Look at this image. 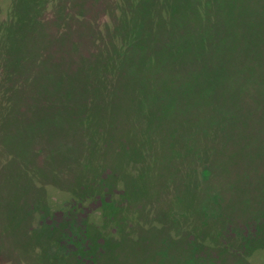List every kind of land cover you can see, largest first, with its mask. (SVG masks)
I'll list each match as a JSON object with an SVG mask.
<instances>
[{
    "label": "rangeland",
    "instance_id": "374dc122",
    "mask_svg": "<svg viewBox=\"0 0 264 264\" xmlns=\"http://www.w3.org/2000/svg\"><path fill=\"white\" fill-rule=\"evenodd\" d=\"M187 2L0 0V264H264V0Z\"/></svg>",
    "mask_w": 264,
    "mask_h": 264
},
{
    "label": "trees",
    "instance_id": "16d2710c",
    "mask_svg": "<svg viewBox=\"0 0 264 264\" xmlns=\"http://www.w3.org/2000/svg\"><path fill=\"white\" fill-rule=\"evenodd\" d=\"M204 1V7H202V8H200V11L198 10V8L196 7V6H194V5H196L197 4V0L195 1V4H194V2H193V0H188V2H187V4L189 3V8H186L188 11L186 12L187 14H186V17L187 18H190V16H191V14L192 15H197V14H200V18L197 20V22L198 23H201L199 20H203V21H206V20H208L209 18H210V16H212L213 15V9H214V6L216 5V7L215 8H217L218 6L220 7L221 5L224 7V5L225 4H227V0H203ZM217 1V3L216 4H214V2H216ZM199 2V1H198ZM238 2H239V6H240V8H241V6H242V8H244V6H245V3H244V0L243 1H241V0H238ZM175 3V2H174ZM137 4H145V8L149 11V12H151L152 13V15H154V14H156L157 15V13H156V11H155V8H152L154 5H155V0H136V5ZM219 4V5H218ZM234 4V6H236V4H235V2L233 3ZM138 6V5H137ZM175 7H179V8H174V12L173 13H175L177 16L180 14V12H181V5L179 4V2H176V4H175ZM138 8V7H137ZM153 9V10H150V9ZM263 13H264V11H262ZM176 15H174V17L176 16ZM176 16V17H177ZM198 16V15H197ZM260 16H262V14L260 15ZM223 18H224V16H223ZM226 18H227V20H225V24L228 22L229 23V26L230 25H233V22H237L236 21V15H235V13H234V11L232 12V13H228V12H226ZM225 19V18H224ZM210 24L212 25V27L213 26H216V20H213L212 18H211V22H210ZM195 26L194 25H189V24H187V25H185L184 27H183V29H182V31H185L186 33L189 31V32H191V31H193V29L192 28H194ZM230 30V29H229ZM194 33L192 34V36L193 37H199L200 35H203V34H200V31H198V30H196V31H193ZM182 34H183V32H182ZM137 35V34H136ZM135 37V36H134ZM133 37V38H134ZM203 40H205V41H203ZM203 40H202V37L200 38V40L198 41V43L199 44H197V47H196V49H195V51H198V54H197V56L195 57V58H193V59H188V61H190V60H192L191 62H189V63H192V64H197V65H200V66H204V68H206V69H209L210 68V66L212 65H214V63H213V61H214V59H212L213 58V56L211 57V58H208L207 60H206V58H204V57H202L203 56V53H205L204 51L205 50H207V49H209L210 47H211V43L207 40V38L206 37H203ZM135 41V40H134ZM140 41V45H142L143 44V40H139ZM203 41V42H202ZM211 41H212V39H211ZM227 42V41H226ZM225 42V43H226ZM225 45H227V44H224V46ZM143 47H145V45L143 46ZM217 48V47H216ZM221 48V47H220ZM223 49H226L225 47H223ZM228 49H229V47H228ZM228 49H226V50H228ZM248 52H250V49H249V51ZM257 57H259V55H256V56H253V60L255 59V58H257ZM226 58V57H225ZM232 58H234V59H236V61H240L241 59H240V56H237V54H234L233 52H232V57H231V59ZM196 60H200V61H202V62H204V64H202L201 62H199V61H196ZM252 60V59H251ZM256 60V59H255ZM254 60V61H255ZM206 61L207 62H209V64H206ZM253 61V62H254ZM242 62H244L245 63V58H243L241 61H240V63L242 64V69L239 71V74L240 75H242L241 77H242V79H244V77H243V75H244V73L242 74V71H244V72H246V73H248V71L250 72L251 70H253V68L255 67V66H253V67H248V65H245V64H243ZM253 62H251V64L252 65H254L253 64ZM255 64H257L256 63V61L254 62ZM247 64V63H246ZM203 68V67H202ZM217 71H219L220 73H223V75L224 76H222V78H224V80H226V79H228L229 78V74H228V71H227V69H226V67H224V68H222L221 66H220V69L218 68V67H214ZM240 68V66H238V69ZM222 71V72H221ZM245 73V74H246ZM251 73V72H250ZM250 73H248L247 74V76H249L250 75ZM228 74V76H226ZM219 76H220V74H218V79L219 80H217L216 82H217V85H219L221 82H220V78H219ZM229 80H230V78H229ZM240 82V84H243L242 83V81H239ZM192 83V82H191ZM191 85V84H190ZM244 87H246V86H244ZM244 87H242V88H244ZM259 89V93H256V95H257V100H256V102L259 104V106L260 105H262L263 104V97H264V89L261 91V89L260 88H258ZM245 90H246V88H245ZM261 107V106H260Z\"/></svg>",
    "mask_w": 264,
    "mask_h": 264
}]
</instances>
